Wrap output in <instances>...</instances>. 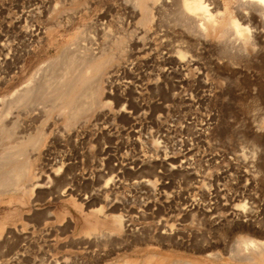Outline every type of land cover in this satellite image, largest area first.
Wrapping results in <instances>:
<instances>
[{"label":"rangeland","instance_id":"374dc122","mask_svg":"<svg viewBox=\"0 0 264 264\" xmlns=\"http://www.w3.org/2000/svg\"><path fill=\"white\" fill-rule=\"evenodd\" d=\"M177 1L172 0L175 6L171 2L173 5L169 3L161 10L152 7V13H158L153 14L152 21L141 24V12L125 8V0H0V39L4 43L0 46V116L4 114L7 124L15 122L13 135L17 139L38 133L41 136L43 131L39 145L25 149L33 158L32 175L24 180L25 189L32 188L30 194L0 193L2 250L8 249L6 244L10 247L20 235L24 239L19 244L30 258L44 251L55 255L73 253L76 247H60L62 242L54 239L73 238V222L67 219L83 222L78 206L84 211L98 205L105 209L115 206L114 213L120 211L127 216L129 206L143 208L149 202L154 209L163 205V197L156 193L161 189V181L147 169L166 155L179 166L175 176L162 178L170 186L167 191L183 188L182 174L189 166L190 172L198 170L195 173L206 180L214 172H230L226 181H218L224 187H241L245 179L239 175L248 169L245 190L253 200L245 197V201L247 204L251 200L247 206L258 211H254V219L259 217L264 222V50H256L255 46L251 51L249 47L248 59H232L220 46L180 43L184 32L176 22ZM127 16L129 20L122 19L125 23L120 21ZM210 37L214 39V33ZM177 50L185 55L183 64L177 60ZM91 51L101 52L108 60L98 72L99 77L98 73L94 77L100 82L98 100H105V105L92 108L71 123L64 113L54 109L55 92L33 96L6 110L11 92L41 78L39 73L47 64L52 63L49 70L57 73L62 63L59 64L60 57L63 60L70 53L80 57ZM19 53L22 59L17 57ZM190 57L195 64L185 62ZM160 70L167 74L166 78ZM155 82L161 87L156 88ZM46 109L52 111L46 114ZM205 120L209 125L203 123ZM145 158L149 161L142 163H148L147 166L141 163ZM119 163L125 164L124 170ZM160 168L154 167L155 172H162ZM129 172L132 176H128ZM138 176L150 182L139 185L134 182L141 179ZM148 185L149 190L145 188ZM173 196L169 198L172 204L179 203L180 199ZM63 221L69 227L62 235L58 228ZM46 224L52 233L47 236L46 230H42ZM125 250L130 248L119 253ZM28 261L14 264L32 263Z\"/></svg>","mask_w":264,"mask_h":264},{"label":"bare ground","instance_id":"6f19581e","mask_svg":"<svg viewBox=\"0 0 264 264\" xmlns=\"http://www.w3.org/2000/svg\"><path fill=\"white\" fill-rule=\"evenodd\" d=\"M125 1L129 4H126L125 8L129 6L131 11L139 10L141 12V18L139 16L141 24H146L153 20V14L156 12L153 11L154 13H152V7L161 10L172 2V0H150L152 3H148L149 0ZM178 1L177 4L179 3V7H175V9L178 8V11L175 12V14L178 15V17L176 16V22L181 27L180 31L184 32V35H181L179 39L181 41L180 43L183 42L193 46L208 43L216 47L220 46L227 52V56L232 59L236 57L248 59L250 52L255 49V46L256 50H264V0ZM173 4L174 6L176 5L175 2ZM127 11L125 12L126 14ZM134 11L133 13H137V11ZM135 15L133 14V17ZM129 16L119 19L123 22L122 19H128ZM252 26L254 28L251 30ZM32 30L31 32H33ZM36 30L38 29L36 28ZM24 31L27 30L25 29ZM40 31L42 32L41 28ZM252 31H254V33H251ZM212 33H214V39L210 37ZM36 34L32 33L33 36ZM28 39L31 41L30 38ZM1 41L0 46L4 44L3 41ZM249 47H251V51L248 50ZM26 50L28 52V49ZM1 51H3V49H1ZM177 51L179 55L177 60L181 62L185 55H183L181 51ZM88 54L85 56H80V54V57H76V55L70 53L68 55L66 54L64 59L62 56L63 60H61L60 57L59 64L62 62L59 65L61 66V68H59L60 70L57 71V67L52 68L55 69L57 73L53 72L54 70L50 71V64L52 63H49L50 66L47 64L49 66L48 69L47 65L44 67L45 69L42 68L44 71L40 69V71H42V73H39L41 74V78L36 81L32 79L34 83L31 84L30 81H28L30 84H26L29 85H20L21 87L19 86L11 92L12 96L10 95L11 93L9 94L11 97H9V101L6 103V110L16 107L19 104L26 103L31 97L33 98V96H43L46 93L55 92L54 109L64 113L67 122L71 123L75 121L77 117L90 112L92 108L106 103L105 100H102V102L98 100L100 82L99 79L97 80L94 77L108 60L104 57V54L98 51H91V53ZM19 55L20 53L17 57ZM20 59L22 58L20 57ZM194 60V58L190 57L185 60V62L193 65L195 64ZM77 61L81 63L79 64ZM76 63L77 65H81V67L77 66ZM47 70L50 71V73H47ZM160 73L164 78L167 77V74L163 70H160ZM97 77H99V73ZM203 83L206 82L203 81ZM173 85L174 84H172V86ZM155 87L159 88L161 86L155 82ZM107 95L110 94L107 93ZM199 100L200 98H196V101ZM47 110L48 109H46L45 112L46 114L52 111ZM3 115L0 116L2 117V119L0 118V193L12 191L15 193L21 192L22 194H30L32 188L25 189L26 183L24 180L32 175L31 167L33 158L28 155L29 153H25V149H27V146L37 147L43 135V131L41 136L39 135L40 133H38V135H27L24 138L21 137V139H17V137L15 138V135H13L15 134L13 130V128H15V122H11L10 124L5 123L3 121ZM46 117H48V115ZM203 123L209 125L210 122L205 120ZM205 126L207 127V125ZM161 157L162 158H158L159 160L156 159L158 162H154V158H152L154 163L151 162L153 164H149V168H146H148L147 170L149 173L156 175V180L160 179L161 181L159 187L161 189L156 193L159 198L163 197L165 201L163 205L157 206L154 209H151V204H149V202L145 204L143 208L129 206L126 209L127 216H123L120 211L114 213L115 210H117V208H114L115 206L105 209L102 206L96 205L97 207H89L86 211L78 206V212L81 213L80 215L83 222H80V220L74 221L69 219V217V220L67 219L68 222H73L71 229L73 238L62 236L61 238L57 237L54 239L60 243L62 242L61 244L59 243L60 245L57 243L60 247H76L77 250H72L73 253H67V251H65V253L55 255L44 251L41 255L37 254L30 258L31 256L28 257L25 255L23 246L19 244V241L23 240L24 236L21 237L18 235L20 237H15L17 241L13 239V244L11 243L12 240L10 242L8 241L12 245L9 247V244H6L8 249L3 248L4 250H2L0 248V263L14 264V262H18L19 260H31L32 263L35 264H264V222L262 219L259 220V217L258 219H254L256 217L254 214L258 211L254 210V212L251 209V205L247 206L248 202L250 203L251 200L248 201L247 204L245 201V197H248V193H246L245 190L247 187L246 180H248L246 170L248 169L242 174L239 172L240 178L245 179V183H243L241 187L239 186L240 188L232 184L233 187L228 185V187H224L221 186V182L219 183L218 181H226V177L231 175H229V170H227L229 172L228 174H221V172L212 173L213 175L208 178V180H210L208 181L204 176L198 174V170L196 171L193 169L194 172L193 170L190 172L189 166L187 167V171L185 164L180 163L185 166V171H187L182 174V184H184V186L177 191H167V188L170 186L169 184L163 183L162 178L168 175L172 176L175 171L179 172V170H176L178 165L176 166L173 164L175 160H171V157L169 158L167 155ZM244 157L243 159L241 158V160L245 162ZM143 161H146V158L142 160L141 163ZM180 161L181 160L178 162ZM206 161H210V159ZM136 162L134 161V163ZM131 164H133V162ZM142 164L147 166L148 163ZM119 165H121L119 167L122 168L123 165L120 163ZM158 165L162 167L160 168L162 172H155L154 167H158ZM113 168L114 167L111 169ZM191 168L193 167L191 166ZM127 169L125 168V171H128ZM137 169L139 170V168ZM226 169L227 168H225V170ZM221 170L223 169H220V171ZM144 171L140 172L144 173ZM195 171L198 173H195ZM136 172L139 171L136 170ZM251 172L252 171L249 173ZM125 173L128 174L127 172ZM100 174L103 173L100 171ZM132 174L128 176H132ZM113 176L116 177L115 174ZM135 178H137V176ZM140 178L138 176V179ZM134 182L137 184L139 183V185H146L150 180L148 178H141ZM238 183L239 182H237V184ZM102 185L104 186V184ZM148 186L149 187H145L147 190L150 189V185ZM142 187L139 186L140 189ZM99 188H101V186ZM135 188H137V186ZM100 191H102V189ZM91 195L92 193L89 196ZM173 195L180 199L179 203L172 204L173 200L171 202L169 198ZM175 201H177V199ZM87 204L89 203L87 202ZM258 208L260 209L259 205ZM122 210L124 211V208ZM47 215H49V212ZM91 218L93 220H91ZM139 219H141V221L138 222ZM65 221H63L58 228L62 235L67 230V227H69V223ZM46 226V229L43 227L44 229L42 230H46L44 234L47 236L51 233V231H49L51 227L49 224H46ZM43 240L46 241L44 238ZM3 244L4 243H2V245ZM48 245L49 244H47V246ZM127 247L130 248L129 251L125 250L124 253H119L120 250L127 249ZM112 257H114L113 260Z\"/></svg>","mask_w":264,"mask_h":264}]
</instances>
